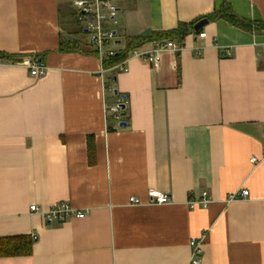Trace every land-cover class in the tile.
Listing matches in <instances>:
<instances>
[{"label":"crops","instance_id":"1","mask_svg":"<svg viewBox=\"0 0 264 264\" xmlns=\"http://www.w3.org/2000/svg\"><path fill=\"white\" fill-rule=\"evenodd\" d=\"M72 2L0 0V54L26 57L0 65V239L36 237L30 256L0 264H189L191 241L200 264H264V34L217 20L157 69L132 57L125 71L105 70ZM222 3L264 20V0H114L116 42L122 50ZM33 57L44 77L29 76ZM119 99L126 125L113 130L106 109ZM151 189L169 204L144 203ZM202 192L209 206L190 210ZM56 203L88 213L49 223L30 212Z\"/></svg>","mask_w":264,"mask_h":264},{"label":"built area","instance_id":"2","mask_svg":"<svg viewBox=\"0 0 264 264\" xmlns=\"http://www.w3.org/2000/svg\"><path fill=\"white\" fill-rule=\"evenodd\" d=\"M114 0H73L72 6L75 9L76 15L75 20L79 24L81 30L87 35L88 42L96 58L103 65L105 59L113 58L118 55L121 50L117 46L116 33L114 29L117 27L118 20L116 18L117 7L113 3ZM197 37L202 39L205 37V32L197 34ZM183 50V45L171 40H160L148 43V47L144 49V46L133 49L127 56V58L119 63L113 69H120L125 71L124 65L126 60L132 57L144 60L148 62L153 69L161 64V57L164 53H169L172 55L178 54ZM6 64H16L10 60H0V65ZM29 76L32 78H41L46 75L48 70L47 65L43 64L42 61L36 57H33L30 61L25 62ZM122 102L121 99L115 103L114 106L106 109V114L110 115L116 125L113 130L120 128V122L122 118ZM256 158H252L250 162H256ZM248 196L246 190L240 192V199H245ZM225 201L227 203L238 201L236 195H229ZM170 196L161 193L157 190L151 189L147 192V205H159L163 206L169 204ZM187 207L190 210H194L197 207L207 208L210 204L207 192H202L198 198H188ZM128 203L133 206L142 205L143 201L140 198L131 197ZM30 212L33 214H41L46 222H66L67 219L76 218L81 219L86 216L88 211H77L69 206L68 203H56L51 205L47 209H42L31 205ZM33 240L36 237L31 236ZM191 247V255L189 264H200L201 263V245L196 241H191L189 243Z\"/></svg>","mask_w":264,"mask_h":264},{"label":"trees","instance_id":"3","mask_svg":"<svg viewBox=\"0 0 264 264\" xmlns=\"http://www.w3.org/2000/svg\"><path fill=\"white\" fill-rule=\"evenodd\" d=\"M202 19H207L209 23L216 22L217 20H223L227 22L230 26L232 25L233 27L238 28L244 32L247 31L255 35L264 34V20L256 22L243 19L232 12L229 4L222 3L218 10L205 16H202L192 22H189L188 24L180 23L176 28H174V30L154 33L146 38H134L131 40L127 39L124 43V48L118 52V55L116 57L104 60L103 68L105 70L113 69L119 63L123 62L133 49L142 47L149 42L171 40L174 42L176 41L177 43L182 45V41L184 40V38L189 36V34H198L194 32L193 26ZM68 44L69 43L67 42H61L59 49L64 52H84L82 48H80L78 45H74V47H69ZM25 58L26 57L23 56L16 57L9 56L7 54H0V60H10L14 63L22 62ZM114 78L115 77H111L110 80L113 81ZM106 87H109L108 83L106 84ZM33 242L34 241L31 239V237L28 236L0 239V258L30 256L32 254L31 250Z\"/></svg>","mask_w":264,"mask_h":264},{"label":"water","instance_id":"4","mask_svg":"<svg viewBox=\"0 0 264 264\" xmlns=\"http://www.w3.org/2000/svg\"><path fill=\"white\" fill-rule=\"evenodd\" d=\"M209 23V21L207 19H202L201 21L197 22L194 26H193V30L195 33H199L200 31L203 30V27H205L207 24ZM115 94H117V92H115ZM122 100H124V98L122 97ZM122 110L125 109V105L122 104L121 105ZM126 124L124 122H122L120 124V126H125Z\"/></svg>","mask_w":264,"mask_h":264},{"label":"rangeland","instance_id":"5","mask_svg":"<svg viewBox=\"0 0 264 264\" xmlns=\"http://www.w3.org/2000/svg\"><path fill=\"white\" fill-rule=\"evenodd\" d=\"M113 3H114V1H113ZM115 3H116V2H115ZM75 25H77V26L79 27V24H78L77 22L75 23ZM117 46L120 47L119 45H117Z\"/></svg>","mask_w":264,"mask_h":264}]
</instances>
